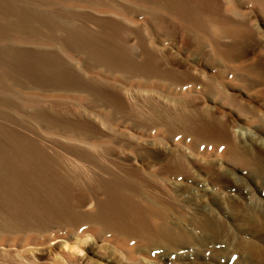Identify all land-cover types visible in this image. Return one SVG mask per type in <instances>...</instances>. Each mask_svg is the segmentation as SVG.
<instances>
[{"label": "rangeland", "instance_id": "obj_1", "mask_svg": "<svg viewBox=\"0 0 264 264\" xmlns=\"http://www.w3.org/2000/svg\"><path fill=\"white\" fill-rule=\"evenodd\" d=\"M238 1L242 12L259 30L256 40L247 45L251 46L248 51V57H251L257 44L263 45L264 42V14L252 0ZM112 2L121 4L123 0H0V244H4L0 248V264H264V68L252 65V68L247 67L251 71L245 69L247 72L244 73L232 65L228 68L233 52L228 53L234 48L232 38L221 40L229 49V52L226 50L228 60L225 62V58L214 57L209 41L200 46L192 33L188 34L171 20L173 10L167 4L160 9V18L141 17L137 22L145 37V45L154 50L153 59L149 61L128 20H124L127 29L118 32L104 28L98 22L112 15L106 9V5ZM24 15L29 17L25 20ZM11 21L21 25L20 32L11 30L8 24ZM31 22L35 23V31L30 30ZM71 28L87 35L97 33L112 47L121 43L126 46L128 42L125 54L131 56L134 53V59L143 64L146 62L147 69L160 71L164 75L161 80H165L155 85L137 86L129 72H117L98 57L91 58L89 51L80 44L69 41ZM193 76H203L201 79L211 84L203 85L205 89L193 85L182 88ZM74 81L79 82L83 90L87 87L96 92L73 91L64 95L44 91L51 86H74ZM218 86L221 88L219 93L215 91ZM146 92L165 97L161 105L168 108L169 113L172 114L173 109L182 112L183 123H178L180 131L174 126L142 129L134 125L122 126L119 122L112 124L110 118L114 111L118 117L122 114L121 109H115L118 105L113 107L117 99H121L126 107L135 108L134 111L138 108L149 111L151 107L140 103ZM106 99L113 105L105 106ZM174 101H178L179 106ZM100 105H103L101 109ZM105 109L107 116L112 117L106 116L107 119L100 122L103 125L91 119L92 113L105 115ZM87 125L90 131L85 127ZM89 125L105 132L110 127L120 129L124 136H111L106 142L108 148L84 152L90 147L83 143L82 137L86 133L82 132H95L92 130L94 126ZM174 130L178 132L177 137ZM189 143L194 144L190 146L192 149L187 148ZM227 150L234 155L237 152L238 159L244 156L242 163L232 158L233 161L228 160ZM90 153L102 163L119 162L123 169H113L119 171L122 188L113 187L119 183L113 185L107 174L91 175L90 164L86 166L84 162V168L83 165L78 168L84 175L80 181L66 178L67 184L66 180L57 179L58 192L48 193L46 187H43L46 193L42 190L44 183H55L51 174L57 161L73 162L83 158L81 154ZM48 158L51 160L47 161ZM177 159L178 164L181 159L185 162L183 165L181 160L184 168L176 167L175 172L170 165L177 166ZM41 160V169L45 171L40 169L42 172L37 174L25 170V164L34 167V162L38 165ZM130 168L138 174H129ZM146 178L155 180L154 187ZM39 180L43 183L40 187L34 182ZM9 182L13 185L20 182L21 185L14 187ZM107 184L113 186L108 185V188ZM32 185L40 189L34 190L37 194L34 191V195L21 192L29 186L33 189ZM115 188L120 194L113 193ZM122 192V196L127 195L126 200L131 201L140 192L142 196L154 197L160 202L156 201L160 208L158 217L162 216L163 224H169H164L168 232L152 242L139 240L141 238H127V241L125 236L109 232L105 224L98 229L93 223L74 226L78 220L60 223L62 221L58 219L54 221L52 201L48 199L53 197L58 205L77 208L74 210L85 215L93 212L98 201L112 202L116 194L121 196ZM43 194L46 197L41 199ZM16 195H20L23 203L14 197ZM7 204L10 208L5 206ZM47 208L52 212L49 213ZM124 208L117 209L118 216L130 218L127 205ZM33 212L38 218H44V223L41 219L29 217ZM151 222L146 218L147 225ZM9 224L20 229L30 226L33 231L2 232L3 226ZM94 228L95 234L91 232Z\"/></svg>", "mask_w": 264, "mask_h": 264}, {"label": "bare ground", "instance_id": "obj_2", "mask_svg": "<svg viewBox=\"0 0 264 264\" xmlns=\"http://www.w3.org/2000/svg\"><path fill=\"white\" fill-rule=\"evenodd\" d=\"M251 1V0H250ZM251 2H253L254 4L256 3V6L258 5V9L259 11H261L263 14H264V0H252ZM110 3V2H109ZM107 4V3H106ZM168 5L169 8H171L173 10V14H171L170 16L172 17L171 20H174V22L176 21V23L183 27L185 30H187L188 34L189 33H192L198 40V43L200 46L204 45L205 43H207L208 41L211 43L212 45V53L214 57H219L221 59L225 58V62L228 60H226V56H227V53L229 52V49L225 48V46L227 45H223L221 43V40L222 38L224 37H230L232 38V46L234 47L233 49L230 48V52L228 54H233L231 55V64L228 65L230 67L228 68H231V65L232 67L236 70H239V72H241L240 70H243V73L248 69L247 67H251L252 65L253 66H261L264 68V42H263V45H260V43L257 44V48L254 49V52L252 54L251 57H248V51H249V48L251 46H247L249 45L250 43H252L255 39V35L258 34V31L253 27V23L252 21H250V18L248 16H246V14H244V12H242L241 10V5H240V2L238 0H123V3H111V4H108L106 5V9L108 11V13L112 14V15H109L110 17H106L105 19H101L99 20L98 22L100 23V25L102 27H106V28H110L111 30L115 31V32H118V31H122V30H126L127 29V23L124 21V20H128V22L133 25V33L135 35V38L137 39L138 41V44H140L142 46V51L143 53L146 55V58L147 60L149 61H152L153 59V56H154V53H153V49L151 48H148L146 45H145V37L142 36L143 33H141L140 31V28L137 26L138 25V20L139 18H144L146 19L147 17H156V18H160L161 15H159L160 13V9L164 8L163 6L164 5ZM105 7V5H104ZM167 8V7H166ZM167 8V9H169ZM243 9V8H242ZM255 10V9H254ZM176 12V13H175ZM33 14V13H32ZM28 15V14H27ZM31 15V14H30ZM113 15H116L118 17H120L119 19H116L114 18ZM12 16V15H11ZM25 16V15H24ZM34 19L36 18V15L34 14ZM26 17V16H25ZM29 17V16H28ZM26 17L25 20L28 18ZM33 17V16H31ZM30 17V18H31ZM9 18V17H8ZM11 18V17H10ZM29 18V19H30ZM7 19V18H6ZM33 19V18H32ZM155 19V18H154ZM151 20V19H150ZM33 21V20H32ZM153 21V20H152ZM8 20H6V23L7 24ZM29 22V20H28ZM34 22V21H33ZM11 30L14 29V31H19L22 27L21 25H19V23H15L14 21H11L8 23ZM33 23L31 22L30 25H31V29L30 30H36L34 28V24L32 25ZM127 25V26H126ZM146 26V25H145ZM130 28V27H129ZM149 29V28H148ZM32 30V31H33ZM20 32V31H19ZM186 32V31H185ZM69 41H74L75 44H80L82 47H84L85 49H87L90 53V56L92 58L93 56V59L94 57H98V59L103 62V63H107L109 65H111L117 72H121L122 70H125L127 72H129V75H130V78L132 80H136V84L138 86L139 85H144L146 86L148 83V86L151 84V85H155L156 82H161L163 83V81L165 80V78L163 80L162 77L164 75H161V72L154 69V68H146V65H145V60H144V64L143 62H140V61H137L136 59H134L133 57L135 56L134 53L132 55L134 56H128L126 53V50L127 48H129L128 45V42L126 43V46L121 45L119 44L118 47H112L110 45H108V43L106 42L105 39L99 37L97 35V33L94 34V32H92L91 34L87 35L86 33H82L79 31V29H76V28H71L69 29V32H68V38ZM259 39V38H258ZM256 42V41H255ZM135 49V48H133ZM226 50H228V52L226 53ZM132 51V50H130ZM132 53V52H131ZM144 57V56H143ZM230 56L228 55V58ZM230 59V58H229ZM218 60V59H217ZM224 60V59H223ZM222 61V60H221ZM224 62V63H225ZM106 64V66H107ZM252 66V67H253ZM251 67V68H252ZM250 68V69H251ZM246 69V70H245ZM250 69H248L249 71H251ZM230 70H233V69H230ZM233 70V71H235ZM247 70V71H248ZM246 71V72H247ZM201 78H203V76L201 77H192L191 79L192 80H187L184 82H182V88H189V86L193 85L195 86V88L199 87L202 88V89H205L204 86H209V84H211V82H208V80H202ZM205 78V77H204ZM74 86H69L66 85V86H62V87H49L47 89H44V91H47V92H54V91H57L55 92L54 94H68L69 92H78V93H81V92H90L89 94H91V92H96V90L94 89V86H93V90H90V89H87V84H86V89L83 90L82 86L78 85L79 82L77 81H74ZM82 83V82H81ZM144 83V84H143ZM83 84V83H82ZM81 84V85H82ZM85 84V83H84ZM204 85V86H203ZM178 86V85H177ZM180 86V85H179ZM220 86V85H219ZM219 86L217 87V90L215 89L216 92H220L221 91V88H219ZM70 87L72 89H70ZM153 87V86H152ZM192 87V86H191ZM184 88V89H185ZM147 94H145L144 96H141L142 97V102H139L140 103H145V105H148L149 107H151L149 109V111H140L139 108L138 110H135L132 109V107H126L125 103L121 100V99H117V101L113 104H111L110 101H106L104 103L105 106H108L106 104H109L110 106L113 105V107H115L116 105H118L117 107H115V109L119 108L121 109L119 112H122V114L118 117V115H116L115 113L117 112L116 110L114 111V116H110L112 117V119L110 117L107 116V111L106 109L104 111H106L105 115H102V114H98V113H92L90 114L91 116V119L94 120V121H97V122H103V120L107 119L106 116L108 118H110V121L112 122V124H117L118 122L123 126L124 124L125 125H134V127H137V128H142V129H146V128H151V129H157V128H161L164 127H172L174 126V128L177 127V130L180 131L178 128V123H180L182 121L183 123V119L184 117L182 116V112L179 113L178 111H174L176 109H173V112L172 114L169 113L167 111L168 108H166L165 106H162V104H164V98L165 97H162V96H155V95H151L149 94L148 92H146ZM161 94V93H160ZM213 94V93H212ZM84 95V94H83ZM224 95V93H223ZM120 96V95H118ZM225 96V95H224ZM88 97V96H86ZM135 100V99H134ZM133 100V101H134ZM176 102V101H174ZM139 103V104H140ZM173 102H171L172 104ZM177 105H178V101L176 102ZM175 103V105H176ZM182 103V102H181ZM180 103V104H181ZM116 104V105H115ZM137 104V103H136ZM152 106H151V105ZM183 104V103H182ZM185 105V103L183 104ZM103 105H100V109L102 108ZM171 106V105H170ZM179 106V105H178ZM182 106V105H181ZM109 107V106H108ZM143 107V106H142ZM172 107V106H171ZM175 107V106H174ZM183 107V106H182ZM185 107V106H184ZM170 108V107H169ZM142 109V108H141ZM179 109V108H178ZM186 109V108H185ZM86 110V109H85ZM207 111V110H206ZM81 112V111H80ZM86 112V111H85ZM185 112V111H184ZM193 112V111H192ZM186 113V112H185ZM112 115V114H111ZM184 115V114H183ZM186 117V116H185ZM195 117V116H194ZM81 120V119H80ZM84 120V119H83ZM81 120V121H83ZM86 120V119H85ZM87 120L89 121V119L87 118ZM192 121V120H191ZM207 121V120H206ZM90 122V121H89ZM186 122V121H185ZM198 122V121H197ZM218 122V121H217ZM84 123V122H82ZM91 123V122H90ZM89 123V124H90ZM214 123V122H213ZM84 124H88L87 122L84 123ZM101 124V123H100ZM98 124V126L100 125ZM103 125V124H101ZM100 125V127H101ZM184 125V124H182ZM258 125V124H257ZM90 127H92V130L94 129L95 132L93 133H87L86 132H82V133H86V135H84L82 137L83 139V143H85V145H88L90 148H86L84 149L83 151L86 152V150H97L98 148H108V144L109 143H106L108 140H110L111 136H124L123 134V131L120 130V129H116V128H106V131H103L99 128H95V125H89ZM88 128V130L90 131L88 125L85 126ZM203 127V126H202ZM91 130V131H92ZM177 130H174L176 131V134L174 136H176L178 134ZM141 132V131H140ZM171 132V131H170ZM173 132V131H172ZM171 132V133H172ZM180 133V132H179ZM225 134V133H224ZM126 135V134H125ZM172 135V134H171ZM172 135V136H173ZM132 136V135H131ZM134 136H132L133 138ZM136 137V136H135ZM177 137V136H176ZM137 138V137H136ZM140 138V137H139ZM130 141V140H129ZM203 141V140H202ZM67 143V142H66ZM127 143V142H126ZM119 144V143H118ZM129 144H132V142L130 141ZM117 145V144H116ZM119 146V145H117ZM116 146V147H117ZM194 146L193 143H189V145L187 146V148L189 149H192L190 148ZM113 147V146H112ZM41 150V149H40ZM103 150V149H102ZM236 150V149H235ZM79 151V150H78ZM178 151V149H177ZM96 152V151H95ZM113 152V151H112ZM237 153V152H236ZM235 153V155H236ZM80 154V153H79ZM181 154V153H179ZM184 154V153H183ZM225 154L228 156H226L228 158V160H234V161H239L242 163V159H244V156L242 157V159H238L237 156L234 155V153H231L229 150H227L225 152ZM240 154V153H239ZM238 154V155H239ZM101 155V154H100ZM111 155V154H110ZM80 157H83V158H80V160H74L73 162L71 161H66V160H59L57 161L56 165H52V177L53 179L55 180V183L54 182H49L48 183H44L45 186H42L43 183L39 181H34L35 183H38L37 186H42V190L45 192L46 190H48L47 192H51V193H55L56 191L58 192V189H59V183L57 182V179H60L62 181L63 180H66V178H68L69 180L72 179L73 181L76 179L78 181H80V178H84V175L81 173V171L78 169L80 167H82L83 165V168H84V162L86 163V166H88L90 164L91 167L88 166V168H91L92 170V174L93 173H104V174H107L109 177H110V182L113 184H118L119 185H109L107 184L106 186H113V187H117L118 189H120V187L122 188L123 185L120 183L122 180L120 179V176L118 175V172L115 171V168H119V169H123L117 162H112V163H102L98 160H96V158H94L93 156H91V153L90 155H85V154H81ZM109 157V156H108ZM230 157V159H229ZM181 158H183L181 156ZM185 158V157H184ZM183 158V159H184ZM232 158V159H231ZM42 159V157H41ZM44 159V158H43ZM181 159V160H183ZM204 159V158H203ZM39 160V158H38ZM45 160V159H44ZM51 159H47V161H50ZM100 160V159H99ZM179 161L182 163V161ZM187 160V159H186ZM232 160V161H233ZM24 161H27V160H24ZM30 161V160H29ZM46 161V160H45ZM44 161V163H45ZM250 161V160H249ZM43 160L40 161V163L38 165H35L36 162H34V167L31 165V164H24L26 165L25 168L27 167V171H29L28 169L32 170V172H36L37 174H39V172L41 170H46V169H41V165H43ZM184 162L185 160H183V165H184ZM231 162V161H230ZM248 162V161H247ZM30 163V162H29ZM74 163V164H73ZM179 163L178 164V159H177V166H174L173 167V163L170 165V167H172L174 170V168L176 169V167H178L180 170L184 168V166ZM244 163H246V160L244 161ZM23 164V165H24ZM37 164V163H36ZM122 165V164H121ZM79 166V167H78ZM85 166V167H86ZM20 167V164L19 166ZM24 166H22L23 168ZM113 167H115L113 169ZM126 167V166H125ZM129 167V166H128ZM45 168V166H44ZM47 168V167H46ZM87 168V167H86ZM87 168V169H88ZM177 168V170H178ZM41 169V170H40ZM48 169V168H47ZM86 169V170H87ZM129 169V168H128ZM127 169V170H128ZM169 169V168H168ZM167 169V171H168ZM171 169V168H170ZM169 169V171H171ZM20 170L23 171L20 167ZM83 170V169H82ZM90 171V169H89ZM175 171V170H174ZM179 171V170H178ZM17 172V171H16ZM15 172V173H16ZM20 172V171H19ZM26 172V171H25ZM42 172V171H41ZM84 172V171H83ZM122 172V171H121ZM121 172H120V175H121ZM124 172V171H123ZM176 172V171H175ZM31 173V172H30ZM44 173V172H43ZM87 173V172H86ZM128 173L130 174H138L134 169H131L128 170ZM33 174V173H32ZM31 174V175H32ZM37 174L35 176H37ZM88 174V173H87ZM85 174V175H87ZM124 174V173H123ZM127 174V173H126ZM180 174V173H179ZM90 175V177H91ZM17 176V175H16ZM33 176V175H32ZM127 176V175H126ZM144 176V175H143ZM13 177V176H12ZM15 177V176H14ZM88 177V175H87ZM38 178V176H37ZM138 178V177H137ZM136 178V179H137ZM140 178V177H139ZM138 178V179H139ZM144 178V177H143ZM68 179L65 181L66 183L68 182ZM133 179V178H132ZM131 179V180H132ZM147 179V178H146ZM153 178L151 179H147V180H150L148 183L151 184V187L154 185V181L152 180ZM70 180V181H72ZM130 180V179H129ZM128 180V181H129ZM130 180V181H131ZM144 180V179H142ZM141 180V181H142ZM234 180V179H233ZM20 181V180H19ZM22 181V180H21ZM27 181V180H26ZM106 181V180H105ZM135 183L136 181L133 180ZM17 182V181H16ZM140 182V181H139ZM144 182L146 183L147 181L144 180ZM10 183V182H9ZM20 183V182H19ZM19 183H16V185H13L14 183H10L12 184L14 187L17 186V184ZM33 182H30L29 184H32ZM34 183V184H35ZM103 183V182H102ZM132 183V182H131ZM142 183V182H141ZM140 183V184H141ZM9 184V185H10ZM25 184V183H24ZM33 184V185H34ZM49 184V185H48ZM68 184V183H67ZM121 184V185H120ZM153 184V185H152ZM21 185V183H20ZM33 185H32V188H33ZM70 185V184H69ZM67 185V187L69 186ZM128 185V184H127ZM133 185V184H132ZM135 185V184H134ZM143 185V183L141 184V186ZM11 186V185H10ZM28 186V185H27ZM36 186V185H35ZM39 186V187H40ZM105 186V187H106ZM108 186V188H109ZM125 186V185H124ZM139 186V184H138ZM146 186V185H144ZM148 186V185H147ZM156 186V185H155ZM19 187V186H18ZM21 187V186H20ZM24 187V185L22 186ZM21 187V188H22ZM43 187H46V190H44ZM112 187V189H113ZM140 187V186H139ZM143 187V186H142ZM149 187V188H151ZM154 187V186H153ZM2 188V187H1ZM107 188V190H108ZM111 188V187H110ZM117 188H115L113 191V193L117 192L115 191ZM126 188V187H125ZM148 188V187H147ZM252 188V187H251ZM11 189V188H10ZM9 189V192H11ZM13 189V187H12ZM11 189V190H12ZM17 189V188H16ZM16 189L14 191H16ZM19 189V188H18ZM29 189V190H27ZM23 191H21L24 195L29 194V192L31 194H33L35 191L34 190H37L36 187H34L33 189H30V186L29 188H27ZM145 189V188H144ZM153 189V188H152ZM248 189V188H247ZM40 190V189H39ZM68 190V189H67ZM101 190V189H100ZM110 190V189H109ZM129 190V189H127ZM137 190V189H136ZM141 190V188H140ZM146 190V189H145ZM150 190V189H149ZM34 191V192H32ZM115 191V192H114ZM138 191V190H137ZM20 192V191H19ZM40 192V191H39ZM97 192V191H96ZM124 192V191H123ZM123 192L121 193V196L119 194H116V198L112 200V202H105V200L103 201H98L97 202V205H96V208L93 210V212H86L88 215H81V211L78 213L77 210H74V209H77V208H70L71 206H61V205H58L56 203V201H53V197H48V199L51 202V209H53V217H55L58 221H62L60 223H64L67 222L68 220H71L74 222L75 220L77 221V224H75L74 226H80L82 227V225L80 224H83V226L86 224V223H93L95 225V228H97L96 226L98 225V229H100V227L103 226V224L107 225V227H109V232H113L112 234H120L122 236H125V240L129 241L130 238H141L139 240H151L152 242V239L156 238V237H159V235L163 234V233H167L168 232V228L166 226H168L166 224V222H164V224H166V226L162 223L163 221L161 220V217H158V202L154 197H146L145 195H141L140 192L138 194L137 192V195H135V197L131 198L132 200L130 201V199L128 198V200H126L127 195H123ZM136 192V191H135ZM152 192V191H151ZM38 193V192H37ZM36 192L34 194H37ZM46 193V192H45ZM106 193V192H105ZM109 193V192H108ZM112 193V194H113ZM14 194V192H13ZM12 194V195H13ZM20 194V193H19ZM33 194V195H34ZM133 194V193H132ZM145 194V193H144ZM7 196V195H6ZM20 195H16L14 197H17L18 199H20L19 197ZM36 196V195H35ZM129 196V195H128ZM134 196V195H133ZM27 197V196H26ZM25 197V198H26ZM30 197L34 198L32 195H30ZM28 196V199L30 198ZM46 197L44 194H43V197L44 198ZM98 197V196H97ZM130 197V196H129ZM6 198V197H5ZM10 198V197H8ZM7 199V198H6ZM11 199V198H10ZM27 199V200H28ZM31 199V198H30ZM47 199V198H46ZM45 199V201H47ZM100 199V198H99ZM111 199V198H110ZM3 200V199H2ZM8 200V199H7ZM16 201V198L14 199ZM33 200V199H32ZM55 200V198H54ZM101 200V199H100ZM20 201H22L23 203V200L20 199ZM18 201V202H20ZM26 201V200H25ZM31 201V200H30ZM66 201V200H65ZM158 203H157V202ZM2 202V201H1ZM9 202V201H7ZM35 202V201H34ZM11 203V201H10ZM21 203V202H20ZM19 203V204H20ZM29 205L31 204L29 201H28ZM62 203V202H61ZM1 204V203H0ZM6 204V203H5ZM24 204H27L26 202ZM35 204V203H34ZM43 204L46 205V203L44 202ZM11 205V204H10ZM16 205V204H15ZM32 205V204H31ZM127 205L128 207V210L131 212L130 214V218H127V217H119L118 214H119V209L118 208H124L125 206ZM4 206V204H3ZM7 207L10 208V206L5 205ZM12 206V205H11ZM14 206V205H13ZM23 206V205H22ZM25 206V205H24ZM2 207V206H1ZM28 207V206H27ZM30 207V206H29ZM32 207V206H31ZM30 207V208H31ZM47 207V206H46ZM9 208L7 211H9ZM21 208V207H20ZM28 209V208H27ZM32 209V208H31ZM80 209V207H79ZM118 209V211H117ZM126 209V208H124ZM5 210V209H4ZM20 212V209H18ZM23 210V209H22ZM21 210V211H22ZM48 210V208H47ZM81 210V209H80ZM127 210V209H126ZM6 211V210H5ZM6 211V212H7ZM14 211V210H13ZM12 211V212H13ZM25 211V210H24ZM28 211V210H26ZM31 211V210H30ZM33 211H36L35 209ZM50 210H48L49 212ZM128 211V213H129ZM160 211V210H159ZM2 211H0L1 213ZM46 212V211H45ZM48 212H46L48 214ZM52 212V210L50 211ZM49 212V213H50ZM125 212V211H124ZM127 212V211H126ZM5 213V212H4ZM14 213V212H13ZM90 213V214H89ZM118 213V214H117ZM7 214V213H6ZM9 214V212H8ZM7 214V216H8ZM125 214V213H124ZM23 215V213L21 214V216ZM28 213H26V217H27ZM31 215V216H30ZM29 217H32L33 219H41L42 222L44 220V218H38L37 215H35V212H33L32 214H30ZM44 217H45V214H43ZM120 215V214H119ZM164 215V214H163ZM3 216V215H2ZM15 217V215H13ZM16 218H18V215L16 213ZM20 216V215H19ZM51 217V215H49ZM81 217L79 219H77V217ZM127 216V215H126ZM46 217H48L46 215ZM45 217V218H46ZM11 219V217H8ZM28 218V217H27ZM26 218V219H27ZM31 218V219H32ZM146 218L150 219L152 222L150 225H147L146 224ZM166 218V217H165ZM21 219H23V217H21ZM32 219V220H33ZM74 219V220H73ZM15 220V219H13ZM20 220V219H19ZM24 220V219H23ZM31 220V221H32ZM46 220V219H45ZM2 221V220H1ZM5 221V220H3ZM12 221V220H11ZM26 221V220H25ZM79 221H82L79 223ZM162 221V222H161ZM8 222V221H7ZM9 223V222H8ZM14 223V222H13ZM12 223V224H13ZM17 223V222H16ZM44 223V222H43ZM42 223V224H43ZM79 223V224H78ZM3 224V223H2ZM6 224V223H5ZM11 224V222H10ZM9 226H13V227H9L8 225L7 226H3L4 228H2V232H6V231H9L8 234H17L19 232H32L33 230L29 227L26 226V228L24 229H20L17 227H15L14 225H10ZM65 224V223H64ZM68 224V222H67ZM66 224V225H67ZM23 225V224H22ZM26 225V223H25ZM28 225V224H27ZM51 225V224H50ZM63 225V224H62ZM91 225V224H90ZM93 225V226H94ZM21 226V225H20ZM52 226V225H51ZM61 226V225H60ZM69 226V225H68ZM7 227V228H6ZM53 228V227H52ZM78 228V227H77ZM92 228V226H91ZM91 232H95V229ZM1 229V228H0ZM5 229V230H3ZM9 229V230H8ZM31 229V230H30ZM68 229V228H67ZM76 230V229H75ZM82 230V229H81ZM44 231V230H43ZM42 231V232H43ZM85 231V230H84ZM90 230H87L85 232H88ZM99 231V230H97ZM96 231V233H98ZM75 233V232H74ZM6 234V233H5ZM22 234V233H21ZM89 234V233H88ZM91 234V233H90ZM95 234V233H94ZM111 234V235H112ZM9 236V235H7ZM113 236V235H112ZM186 236V235H185ZM6 237V235H5ZM90 237V236H89ZM121 237V236H120ZM118 238V237H117ZM116 238V239H117ZM124 238V237H123ZM129 238V239H127ZM4 239V238H3ZM2 239V240H3ZM6 239V238H5ZM8 239V238H7ZM1 240V241H2ZM135 240V239H134ZM95 241V240H94ZM131 241V240H130ZM146 243H149L147 242ZM140 242V241H139ZM155 242V241H154ZM153 242V243H154ZM1 243V242H0ZM145 242H143L144 244ZM145 243V244H146ZM142 244V243H141ZM144 244V245H145ZM150 244V243H149ZM2 244H0V248L2 246H4V244L1 246ZM123 246V245H122ZM128 247V246H127ZM131 247V246H130ZM3 248V247H2ZM1 248V249H2ZM170 248V247H169ZM5 249V248H4ZM6 250V249H5ZM130 250V249H129ZM4 250H2L3 252ZM7 251V250H6ZM5 251V252H6ZM250 252V251H249ZM11 253V252H10ZM134 253V252H133ZM248 256V255H247ZM2 258V257H1ZM8 257H6L7 259ZM86 258V257H85ZM3 260V259H2ZM89 260V259H88ZM4 261V260H3ZM10 261V260H9ZM2 263V262H1Z\"/></svg>", "mask_w": 264, "mask_h": 264}]
</instances>
